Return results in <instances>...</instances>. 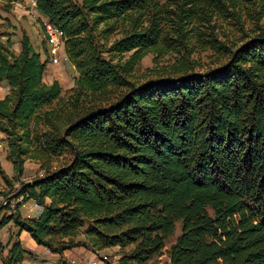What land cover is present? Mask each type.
Listing matches in <instances>:
<instances>
[{"label":"trees","instance_id":"obj_1","mask_svg":"<svg viewBox=\"0 0 264 264\" xmlns=\"http://www.w3.org/2000/svg\"><path fill=\"white\" fill-rule=\"evenodd\" d=\"M36 1L77 75L63 93L28 34L19 53L0 34L15 171L0 175L13 187L28 160L43 171L1 204L0 229L60 255L119 246V264H152L181 222L170 264H264V0ZM150 53L154 76L138 82ZM30 200L38 216L21 213ZM6 249L3 264L31 254L13 233Z\"/></svg>","mask_w":264,"mask_h":264},{"label":"rangeland","instance_id":"obj_2","mask_svg":"<svg viewBox=\"0 0 264 264\" xmlns=\"http://www.w3.org/2000/svg\"><path fill=\"white\" fill-rule=\"evenodd\" d=\"M16 1L17 0H0V34L5 35L4 37H1V39L7 41L10 37L12 42L11 48L15 52H17L16 49L21 50V39L23 37V34L26 33L30 37L35 48L41 53L42 59H46L49 56V63L54 64V62H52L53 50L48 45V42L52 41L49 39L48 35H46L43 22L39 20L36 14L31 12L29 7H24L23 3H16ZM15 3L16 11L20 12L16 13L15 11H13V5ZM21 11L25 12L29 16L25 15ZM262 22H264V17ZM114 37L116 36H113V38ZM210 54V51L200 54L203 60L207 62V64L211 62L210 59L207 58V56H209ZM171 57V55L165 56L163 59H161L159 65L167 63L168 60H171ZM153 58L154 55L150 53L142 60L140 67L134 74L135 79L138 80V82L145 81V79L154 76V73H152V69L156 68L157 64L154 62ZM75 71L76 69H73L72 63L70 61H63L61 64L56 65V72L53 73L55 74V77H58V80L63 87V93H65L68 89L72 88L75 85V74H77V72L75 73ZM0 93H2L1 88ZM5 138L6 136L0 131V143L2 142V145L4 146L2 149L0 148V161L3 163L4 170L8 174V176L10 178H14L15 171L13 165L6 158L8 152V143L6 142ZM26 163L27 164L25 165V172L23 176L18 181H14L13 187L6 183L0 175V195L4 196L1 204H3L5 199L11 200V198L15 196L14 194L18 192L17 190L20 188L21 182H27L28 179H34L43 174V171L39 169L40 167L39 165H37L36 162L28 160ZM13 190H16V192L12 193L9 196L10 198H5V194ZM31 207H34V202L32 200L28 201L26 205L22 207V212L26 215L30 213L33 214L34 211H30ZM2 214L3 212L0 213V216ZM181 227V222H178L176 231L174 235L167 240L163 253L155 257L151 261L152 264H170L168 251L170 246L176 241L177 237L181 234ZM8 230L9 227L4 228L0 232V236L3 233H7ZM83 230L84 229H82V231ZM10 233L8 232V234ZM76 239L84 241L85 236L83 233H81L76 237ZM91 251H94L101 258H104L108 264H119L120 259L123 255V250L120 249L119 246L105 248L100 251L97 249H92ZM44 257L45 256L42 255V257H40L39 259L35 258L36 260L30 264H59L60 262V260L57 262H51L43 259ZM67 261L68 260H66L65 262L63 261V264L67 263Z\"/></svg>","mask_w":264,"mask_h":264},{"label":"crops","instance_id":"obj_3","mask_svg":"<svg viewBox=\"0 0 264 264\" xmlns=\"http://www.w3.org/2000/svg\"><path fill=\"white\" fill-rule=\"evenodd\" d=\"M16 12H20V11H16ZM22 12V11H21ZM24 13L25 15H27L25 12H22ZM29 16V15H27ZM35 47V46H34ZM36 49V48H35ZM37 50V49H36ZM17 53H19L21 50L19 49H16ZM38 51V50H37ZM53 59V58H52ZM50 62V60H49ZM73 69H75V67L72 65ZM53 72H56V65L54 64H48V69L45 73V76H44V80L45 82L47 83H52L54 80H58V77H55V74ZM76 73V71H75ZM77 75V74H75ZM0 88L2 90V93H0V97H4L8 91H9V86L7 84L6 81L4 82H0ZM7 158V157H6ZM0 164L2 165L3 169H4V165L3 163L0 161ZM27 163H25L26 165ZM37 165H39L37 163ZM25 172V170H24ZM42 174V173H41ZM40 174V175H41ZM23 176V175H22ZM33 179H28L27 182L29 181H32ZM4 198V196H1L0 195V205H1V202H2V199ZM25 206V204H23L21 207H20V211L21 213L23 214V216H34L35 214L37 213H41L42 209L40 207H35L34 206V213L33 214H24L22 212V207ZM6 227H9V230L8 232L10 233H13V234H16L19 236L20 240L22 241V244L24 246V248H26V250H28L29 252H31L30 255H27L25 260H24V264H30L32 262H34L37 258L39 259L40 257L45 256L43 259L45 260H48V261H59V264H63L66 260L69 259V257L71 256H81L83 255V253L85 252H89L91 251L92 249L90 248H86V247H83V246H79V247H74L72 249H69V250H66L62 255L60 254H56V253H53L51 252L49 249H47L46 247L42 246V245H39L32 237L31 235L27 232V231H20L12 222L9 223L8 225H6L5 227H3L2 229H0V232L6 228ZM7 233H3L1 234L0 236V241L6 243L8 240H9V235L11 234H8ZM77 240V239H76ZM8 254V249H6L3 254H0V264H3L2 262V257L1 256H6ZM64 261V262H63Z\"/></svg>","mask_w":264,"mask_h":264},{"label":"built area","instance_id":"obj_4","mask_svg":"<svg viewBox=\"0 0 264 264\" xmlns=\"http://www.w3.org/2000/svg\"><path fill=\"white\" fill-rule=\"evenodd\" d=\"M16 3H23L24 7H29L32 13H35L38 16L39 20L46 21L50 27L51 32L53 33V41L48 42L49 47L53 50V60L54 65H59L63 61H69V58L65 52V34L62 29L54 26L48 18H46L38 9L37 1L34 0H17ZM16 3L13 5V11L16 12ZM17 13V12H16ZM4 146L2 142L0 143V148L2 149ZM10 200L5 199L3 204H7ZM14 202H17V199L12 201V206ZM34 202V201H33ZM27 203V202H26ZM25 203V205H26ZM35 207H40L37 203L34 202ZM30 211H34V207L30 208ZM40 214L37 213L34 216H38ZM74 260L75 264H108L104 258H101L94 251H89L83 253L81 256H71L69 257Z\"/></svg>","mask_w":264,"mask_h":264},{"label":"bare ground","instance_id":"obj_5","mask_svg":"<svg viewBox=\"0 0 264 264\" xmlns=\"http://www.w3.org/2000/svg\"><path fill=\"white\" fill-rule=\"evenodd\" d=\"M34 1H36V0H34ZM34 14H35V13H34ZM43 25H44L45 30H46V35H48L49 39H50L51 41H53V33L51 32L48 23H47L46 21H43ZM65 264H75V262H74L73 259L69 258L68 261H67V263H65Z\"/></svg>","mask_w":264,"mask_h":264},{"label":"water","instance_id":"obj_6","mask_svg":"<svg viewBox=\"0 0 264 264\" xmlns=\"http://www.w3.org/2000/svg\"><path fill=\"white\" fill-rule=\"evenodd\" d=\"M30 182V181H29ZM15 196L17 195V193L16 194H14ZM10 198V197H9ZM1 208H2V205L0 206V210H1Z\"/></svg>","mask_w":264,"mask_h":264}]
</instances>
